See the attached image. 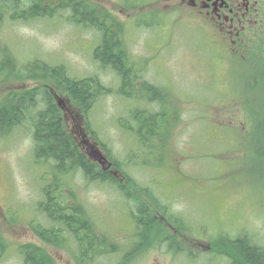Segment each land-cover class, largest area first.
<instances>
[{"label":"rangeland","instance_id":"obj_1","mask_svg":"<svg viewBox=\"0 0 264 264\" xmlns=\"http://www.w3.org/2000/svg\"><path fill=\"white\" fill-rule=\"evenodd\" d=\"M94 1L119 23L132 62L142 65L147 80L168 91L171 107H179L181 121L163 149L162 163L156 155L161 143L141 149L132 128L120 122L123 118L132 124L130 109L140 105L118 92L117 75L94 58L100 33L71 22L67 10L29 22L6 18L0 39L8 50L0 48V66L7 60V69L34 59L63 63L71 76H95L112 88L87 113L99 136L95 139L88 132L87 140L103 143L118 160L126 161L132 177L180 216L182 226L175 249L168 242H155L127 264H234L242 257L240 246L264 247V53L247 63L246 54H228L229 45L203 40L191 32L185 11L167 10L172 1ZM155 8L160 11L156 18L143 15ZM6 74L11 71L5 70ZM0 83L3 99L12 90L34 87L37 81L15 78ZM71 109L68 127L87 149L82 142L84 120L79 123L82 116ZM33 146L29 122L0 137V228L8 242L0 264H24L19 247L26 243L40 245L56 264H75V244L54 246L33 230L32 223L49 225L37 202L46 180L52 178L46 174L44 179L49 167L36 165ZM67 182L66 192L70 188L76 192L98 232H105L120 248L90 264H117L122 255L126 259L133 248V200L127 201L109 183L91 182L82 175ZM242 234L249 236L247 240L234 244L232 240Z\"/></svg>","mask_w":264,"mask_h":264},{"label":"trees","instance_id":"obj_2","mask_svg":"<svg viewBox=\"0 0 264 264\" xmlns=\"http://www.w3.org/2000/svg\"><path fill=\"white\" fill-rule=\"evenodd\" d=\"M102 8L104 7L94 0H0V26L6 18L29 22L67 10L71 22L97 30L100 42L93 51L94 58L102 67H110L117 75L118 92L126 98L136 99L140 105L130 109L132 124L123 118L120 122L126 129L132 128L141 149L151 150L156 142L158 146L161 143V153L156 155L158 162L162 163L166 153L163 149L181 121L179 107H171L168 91L147 80L142 65L132 62V55L122 38L119 23L106 13L108 10ZM0 48L8 50V46L2 45L1 39ZM244 57L250 63L260 57V54H246ZM9 65L10 60L1 63L0 82L18 78L37 83L25 90H12L0 99V137L11 135L17 127L29 122L34 142V162L38 166L45 164L49 167L48 172H44V179L46 174L52 177L49 182L45 179L41 199L37 202L38 211L44 215L49 225L32 223L34 232L45 243L54 246L69 247L75 244L76 264H90L99 255L120 250L105 232H98V227L91 221L76 192L71 188L66 192L68 179L82 175L91 182L109 183L127 201L134 202L135 210L131 211L133 248L126 253V259L122 255L117 264L133 261L143 249L151 247L155 242H168L169 247L175 249L176 234L182 227L181 217L172 212L151 188L141 186L126 169V161L118 160L101 143L100 148L112 163L109 170H103L100 164L89 157L84 145L68 127L67 116L72 113L71 108H74L82 116L78 117L79 123L81 119L84 120L82 142L88 139V132L99 139L98 133L91 127L87 113L100 96L110 95L112 88L105 86L95 76H71L63 63L51 64L34 59L23 64L16 62L13 68L7 69ZM5 70L11 71V74L3 75ZM261 84L264 95V82ZM156 103H160L159 111L155 110ZM140 162L150 165L146 159H140ZM241 236L242 238L232 240L233 243L240 246L239 243L249 237L247 234ZM7 246V239L0 228V255ZM240 250L242 257L240 261L234 260V264H264L263 246L252 243L240 246ZM138 251L140 252L137 254ZM19 253L24 264H56L52 255L37 244H22Z\"/></svg>","mask_w":264,"mask_h":264},{"label":"flooded vegetation","instance_id":"obj_3","mask_svg":"<svg viewBox=\"0 0 264 264\" xmlns=\"http://www.w3.org/2000/svg\"><path fill=\"white\" fill-rule=\"evenodd\" d=\"M168 1L172 2L167 10L185 11L192 33H199L203 40L218 41L221 47L229 45L228 54L264 53V0ZM159 12L155 8L148 13L156 18Z\"/></svg>","mask_w":264,"mask_h":264},{"label":"water","instance_id":"obj_4","mask_svg":"<svg viewBox=\"0 0 264 264\" xmlns=\"http://www.w3.org/2000/svg\"><path fill=\"white\" fill-rule=\"evenodd\" d=\"M87 153L91 159L99 162L102 165L104 170L108 169L111 166V162L102 153V151L95 148L94 146L89 145L87 147Z\"/></svg>","mask_w":264,"mask_h":264}]
</instances>
